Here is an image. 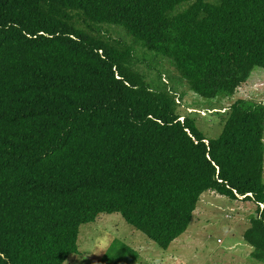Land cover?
Returning <instances> with one entry per match:
<instances>
[{
    "label": "trees",
    "instance_id": "16d2710c",
    "mask_svg": "<svg viewBox=\"0 0 264 264\" xmlns=\"http://www.w3.org/2000/svg\"><path fill=\"white\" fill-rule=\"evenodd\" d=\"M114 26L207 100L264 70V0H0V264H66L115 213L169 250L207 192L258 206L264 264V105L238 100L208 140ZM138 259L115 244L98 264Z\"/></svg>",
    "mask_w": 264,
    "mask_h": 264
},
{
    "label": "rangeland",
    "instance_id": "374dc122",
    "mask_svg": "<svg viewBox=\"0 0 264 264\" xmlns=\"http://www.w3.org/2000/svg\"><path fill=\"white\" fill-rule=\"evenodd\" d=\"M108 35L135 48V68L149 84L162 81L176 91L181 117H189L208 139H218L230 109L238 100L264 105V70L256 71L233 98L207 100L192 92L174 67L135 44L120 27H107ZM258 206L250 201L230 200L214 192L205 193L185 235L163 250L135 230L119 213L101 215L83 225L78 240L80 254L66 264H98L115 244H126L139 254L137 264H262L253 258L254 249L244 239Z\"/></svg>",
    "mask_w": 264,
    "mask_h": 264
},
{
    "label": "clouds",
    "instance_id": "9594fccd",
    "mask_svg": "<svg viewBox=\"0 0 264 264\" xmlns=\"http://www.w3.org/2000/svg\"><path fill=\"white\" fill-rule=\"evenodd\" d=\"M178 103H179V101H178ZM181 119H183V121H184V118H181ZM181 121H182V120H181ZM183 121H182V122H183ZM262 206H263V205H262ZM262 206H261V208H262Z\"/></svg>",
    "mask_w": 264,
    "mask_h": 264
},
{
    "label": "built area",
    "instance_id": "2783aa9c",
    "mask_svg": "<svg viewBox=\"0 0 264 264\" xmlns=\"http://www.w3.org/2000/svg\"><path fill=\"white\" fill-rule=\"evenodd\" d=\"M183 121V119H181ZM262 208H264V206H262Z\"/></svg>",
    "mask_w": 264,
    "mask_h": 264
}]
</instances>
